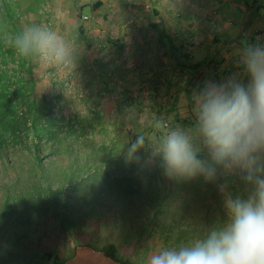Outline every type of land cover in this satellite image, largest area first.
I'll return each instance as SVG.
<instances>
[{"label":"trees","instance_id":"16d2710c","mask_svg":"<svg viewBox=\"0 0 264 264\" xmlns=\"http://www.w3.org/2000/svg\"><path fill=\"white\" fill-rule=\"evenodd\" d=\"M22 1L24 0H0V33H15L31 24L50 27L49 22L54 18L49 11L39 10L38 7L39 1L46 0H29L30 5L26 10L19 7ZM102 5L103 2L98 1L81 8L88 6L95 11ZM77 31L80 41L85 40L84 27L79 26ZM160 33L161 36L165 35ZM166 39L171 44L169 35H166ZM173 48L174 51L177 50V47ZM186 58H189L188 53ZM93 63L95 67H102L98 59ZM41 64L40 60H26L18 56L11 46L0 39V178L3 182L1 196L7 200L6 203H9L7 198L12 192L11 189L21 188L25 190L24 193L16 191L20 192V195L23 193L26 202H37L33 200L36 198H49L51 204H61L65 207L63 197L66 194L58 187L63 185L64 188V184L66 186L70 183L76 189L69 196H76L73 198L75 209H78V213H84L82 216L86 223L84 227H88L90 224L87 223V219L89 221L91 217L89 212H105L104 204L99 203L103 199L102 194L110 201L116 199L118 209H123V214L128 213L135 217L143 216L145 211L142 206L145 204L151 205L158 216L164 214L165 204L169 203L170 199H175L173 201L181 199L188 202L184 216H192L198 220V225L188 232L181 229L179 242L192 238L225 219L218 185L227 184L233 195H242L243 185L237 176H220L216 182H206L203 177L183 181L169 179L158 161L156 164L144 166L129 163L121 151L128 141L135 140L137 128L127 129L126 135H121L119 139L116 133L110 144L106 141H97L98 133H109L108 115L103 112L102 99L97 98L89 104L87 96L85 101L89 110L85 115L75 110L76 98L73 97L69 99L68 107L62 109V104L58 102L63 97L62 92L57 90L59 88L57 85L61 83L57 79L53 83L47 72H42ZM188 67L193 69L194 65ZM111 76L110 73L108 77L102 78L107 94L117 91V81L112 80ZM44 82L49 83L54 91L49 93L43 90L41 87ZM109 83L112 84L111 87ZM124 91V98L139 105L142 103L141 97H131L132 93L128 88H124ZM176 101L167 110L175 113L173 121L171 120L172 124L192 125L188 117L179 116ZM115 103L117 106V99ZM156 112L161 114L160 110ZM159 118L158 115L155 120L159 122ZM152 131L155 138H160L162 134L160 129L155 130L154 127L149 129L150 135L143 133L148 138L146 148H149ZM140 155H146L145 149L140 150ZM55 181H58L57 190L51 188L47 195L45 193L47 187L54 186ZM88 182L91 187H88ZM89 195L93 200H90ZM190 204H193L192 208ZM124 205L127 206L126 210L122 208ZM41 209L37 207L36 213L41 212ZM43 212L48 216V210ZM169 214H171L169 217H172L171 225L167 224L168 227L163 229L162 235H166L167 232L173 233L172 225L177 226L178 218L184 217L173 211ZM9 215L3 220L12 217ZM56 221L53 222L57 224ZM85 231L86 229L82 231L83 234ZM62 236L66 235L61 234L58 238L61 239ZM101 251L115 264H132L128 259L119 256L115 244L109 243ZM57 259L58 256L55 257V261Z\"/></svg>","mask_w":264,"mask_h":264},{"label":"clouds","instance_id":"9594fccd","mask_svg":"<svg viewBox=\"0 0 264 264\" xmlns=\"http://www.w3.org/2000/svg\"><path fill=\"white\" fill-rule=\"evenodd\" d=\"M0 39L26 60L60 69L76 66L77 50L56 31L31 24ZM247 83L230 78L207 82L194 91L190 126L158 122L160 138L146 148L138 134L122 149L129 163L156 164L169 179L237 176L243 194L219 184L225 219L196 236L151 249L145 264H264V46L249 45L238 53ZM145 149L146 155H140Z\"/></svg>","mask_w":264,"mask_h":264},{"label":"rangeland","instance_id":"374dc122","mask_svg":"<svg viewBox=\"0 0 264 264\" xmlns=\"http://www.w3.org/2000/svg\"><path fill=\"white\" fill-rule=\"evenodd\" d=\"M57 1H59V4L55 5V0L39 1L38 7L39 10L49 11L54 18L49 22V28L56 31L70 43H74L77 50L76 66L74 68L60 69L44 62L41 64L42 72H47V76L53 79V83H55V79H57L62 84L57 85V87H59L57 90L62 92L63 96L60 101H58L62 104V109L68 107L69 99L73 97L76 98L75 110L79 114L85 115L89 110L86 102L87 96H89V104L97 98L102 99L103 112H106L108 115L109 123L107 125V130L109 133H98L96 139L99 142L106 141V143L109 144L115 139L116 133L117 139H119L121 135L125 136L127 129L134 130L137 128V135L143 133L149 134V129L153 127L156 130L158 122L155 119L158 115L160 116L159 122L162 121L168 126L173 127L180 125L178 123L175 125L172 124L171 120L173 121L175 113L167 112V110L176 100V103H179L177 99V88L179 84L184 83L183 78H179L178 72L176 71L177 69L174 68V61H169L168 72L162 75H156L155 73L153 74L154 77L148 76L149 73H146L147 69L145 68L146 62L135 57L136 54L132 53L135 49V45L133 42H130L129 36H125V34H131V29H129V27L125 28V22L121 27H119L117 23L120 15V13H117V0H106L109 2V7H107V10L101 12L102 19L96 16L92 18L89 17L86 21L82 20L80 16L81 8L76 0H73L74 4L71 9L67 8V12L64 11L66 15H62L63 12H59L57 9L60 7L64 8L65 4L71 5L69 3L70 0ZM76 3L78 7H76ZM29 5V0H24L19 3V7L22 10H26ZM83 13L90 16L94 11H92L90 7L85 6L83 7ZM81 15L83 14L81 13ZM65 19H72L74 21L72 24L68 23L69 25L66 24L65 26L62 23L65 22ZM143 20H145V18ZM129 22L128 20V23ZM72 25H74V27H72ZM79 26H83L86 31V39L83 41H80L77 31ZM177 31L173 33V40L176 45H178V40L181 39L182 35ZM150 32L153 33V36H156V31L152 30ZM119 37L123 40V47L120 49V53L117 54V40H120ZM124 39H126V41ZM188 40L189 45L187 46L189 47H192L197 41L192 35L188 37ZM150 41L153 44L151 48H154L153 51L156 52L155 48L157 45L155 44V40L154 42L152 40ZM178 53L179 52H176V55H178ZM95 59L101 62L102 67H95L93 63ZM49 68H51L50 72ZM110 73L112 74L111 79L117 81V91L107 94V91L104 90L105 87L102 78L108 77ZM109 86L111 87L112 84L109 83ZM41 88L49 93L54 91L53 87L51 88L49 83L45 82ZM124 88H128L131 91L132 95H130L132 98L141 97L142 103L139 105V103L135 101L130 102L128 99L124 98ZM115 99H117V106ZM187 105L185 102L181 103V109L178 108V113H187L189 109L186 107ZM156 110H160L161 114H157ZM189 117H191V115H189ZM154 135L155 133L152 131L149 148H147L148 150L151 149L152 142L159 139L155 138ZM57 185L58 181H55L54 186L51 185V187H47L45 193L48 195L51 188L57 190ZM87 185L91 187L90 182H88ZM1 186H3V182L0 178V229L2 228L1 222L3 218L10 214L9 216H12L10 220L15 218L24 223L28 229L35 228L41 230L43 236H41L40 245L48 251H58L59 238L57 237L61 236V234H65L73 239L74 242L77 240L80 241V236H82V231L84 229H86L88 234L90 232L92 233V235H90L91 242L94 240L95 242L100 241L104 244L108 234L113 241H111L112 244H121L123 249L128 251L130 249V241L136 240L137 237H139V241L141 240L143 244H152L155 247L161 244L167 245V241L163 243V239L173 242L180 237L179 232L181 229L188 232L198 225V220L193 219L192 216H184L188 202L181 199L176 201H173L175 199H170V202L165 204L164 214H159L158 216L154 213L155 209L151 205L145 204L142 206L143 211H145L143 216L135 217L128 213L123 214V209H118L116 199L110 201L108 198H104L102 194L103 199L100 200L99 203L101 202L100 204H104L105 208L102 205L101 207H103L105 212H89L91 217H89V221L87 219V223L90 225L84 227L86 224L82 218L84 213H78V209H75V201L73 200L76 196H69L74 193L76 189L73 187V184L69 183L66 186L64 184V188L62 187L63 185L58 187V189H63L66 194L65 197H63V203H66L65 207L61 204H51L49 198H36L33 200L37 202H26L24 199L25 196L23 195L25 190L21 188H19V190L12 188V192L7 198L9 199V203H6L7 200L1 196ZM16 190L23 191V193L20 195V192ZM218 193L220 194L219 189ZM89 198L93 200L90 195ZM221 200L222 198L220 202H222ZM189 206L192 208L193 204ZM37 207L39 210L42 208V211L36 213ZM122 208L125 209L127 206L124 205ZM43 210H48V216L44 214ZM170 211L177 214L179 213L181 217H184H177L179 222L176 223L177 226L172 225L174 229L173 233L167 232L166 235H162L163 229H167L168 227L167 224L171 225L172 217H169V215H171L169 214ZM54 220H57V224L53 222ZM153 220L156 221L155 223H158V225L151 223ZM9 224L8 228L14 226L11 225L12 222ZM37 232L40 233L39 231ZM96 233H100V235H96ZM135 235H137V237H135ZM55 238H57V240ZM138 249L140 252L145 251L144 248Z\"/></svg>","mask_w":264,"mask_h":264},{"label":"crops","instance_id":"0c3cea01","mask_svg":"<svg viewBox=\"0 0 264 264\" xmlns=\"http://www.w3.org/2000/svg\"><path fill=\"white\" fill-rule=\"evenodd\" d=\"M55 1L54 5L59 4V1ZM98 1H102L103 5L92 15L83 13L82 6ZM76 2L81 8V13L91 18L98 16L102 19L101 12L109 7L106 0ZM69 3L71 5L65 4L64 8L60 7L57 11L63 12L64 15V11L67 12V8L71 9L74 4L73 0ZM117 13H120V21L117 20L119 27L125 22V28L131 29V34L125 36H129L130 42L135 45L132 51L136 54L135 57L146 62L145 68L149 77L155 73L162 75L168 72L169 61H174V68L177 69L179 78H183L184 81L177 88L179 101L177 105L180 108V104L185 102L189 108L187 113L179 112V116L188 117L192 124L194 91L202 90L207 82L219 84L233 77L247 83V77L243 75V66L238 63V53L249 45L264 46V0H117ZM213 16L216 17L218 29L210 24ZM128 20L131 23H128ZM73 21L65 19L62 23L66 26ZM152 30L156 31V36L150 32ZM175 31L183 35L178 40V45L173 40ZM160 32L165 35L161 36ZM166 35H169L172 45L166 39ZM190 35L197 40L192 47L187 46ZM121 39L117 40V54L123 47ZM149 39L153 42L155 40L156 52L151 48L153 44ZM174 46L177 47L176 51L173 50ZM176 52H179L178 55ZM184 63L185 66L182 65ZM191 65H194L193 69L188 67ZM10 222L14 226L8 228ZM1 223L0 264H115L101 251L104 246L113 242L108 234L104 244L94 240L91 242L92 233L88 234L87 231L80 236V241L74 242L68 236H62L59 238L58 251H48L40 245L43 236L41 230L28 229L24 223L14 218L2 220ZM164 241H167V245L179 242L178 238L173 242L167 239H163V243ZM115 245L118 247L119 256L128 259L132 264H145L147 254L155 247L152 244L141 243L139 237L130 241L128 251H125L121 244ZM138 248H144L145 251L140 252ZM57 256L58 259L55 261Z\"/></svg>","mask_w":264,"mask_h":264},{"label":"built area","instance_id":"2783aa9c","mask_svg":"<svg viewBox=\"0 0 264 264\" xmlns=\"http://www.w3.org/2000/svg\"><path fill=\"white\" fill-rule=\"evenodd\" d=\"M81 18H82V20L86 21L89 19V16L82 15ZM210 24L213 28L218 29V25H217V21H216L215 16L211 17Z\"/></svg>","mask_w":264,"mask_h":264}]
</instances>
